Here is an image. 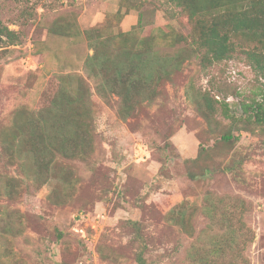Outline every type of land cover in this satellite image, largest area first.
<instances>
[{
	"label": "rangeland",
	"instance_id": "obj_1",
	"mask_svg": "<svg viewBox=\"0 0 264 264\" xmlns=\"http://www.w3.org/2000/svg\"><path fill=\"white\" fill-rule=\"evenodd\" d=\"M169 3L0 0V27L17 33L0 35V264H138L141 251L149 264H264V125L242 107L262 102L264 81L240 52L204 68L198 26ZM136 28L153 81L113 93L99 63L86 69V34ZM62 80L89 92L76 106L89 136L80 153L56 150L42 175L16 130ZM60 120L45 119L52 149Z\"/></svg>",
	"mask_w": 264,
	"mask_h": 264
},
{
	"label": "trees",
	"instance_id": "obj_2",
	"mask_svg": "<svg viewBox=\"0 0 264 264\" xmlns=\"http://www.w3.org/2000/svg\"><path fill=\"white\" fill-rule=\"evenodd\" d=\"M168 2L180 8L190 21L198 26V31L195 28L197 34L196 38H193L192 49L204 68L231 60L236 53L240 52L246 57L256 75L264 81V0H226L225 2L168 0ZM137 30L136 28L131 32L119 33L107 39L94 36L95 30L88 31L86 34L94 50V55L88 60L86 69L93 72L92 65L99 63L100 70L97 75L101 76L104 86L109 87L113 93H119L121 90L129 92L140 82L153 81L152 74L148 77L141 74L142 59L145 61L151 54V50L142 51L144 47H137L140 42ZM16 34L7 27H0V35L7 41L13 43L17 38ZM115 42H119V46H115ZM165 74L168 76L170 72H164ZM102 88L103 86H98V89ZM84 90L85 86L82 84L81 92L71 93L65 87V81H60V90L54 97L51 107L37 115H31L29 127L16 130L26 136L21 146L26 149L25 153L30 154L33 167L36 170H42L40 174L44 175L50 170L53 161L49 160V157L55 152L65 155L69 148H73L72 154L75 155L80 153L81 146L87 140L89 136L87 126L76 109L78 104H85V100L89 99V92ZM214 103H217L216 100L208 104L213 114L216 113ZM242 107L246 114L253 112L249 119L256 124L264 125V95L262 102L254 99L250 104H242ZM224 112H228V106L224 108ZM52 115H58L61 118L60 123H56L57 128L53 127L55 130L53 149L45 143L44 137L48 132V123L45 119ZM20 119L23 120V114H20ZM222 140L231 143L236 141V138L229 133L223 136ZM203 154H205L204 151L201 155ZM175 211L176 209L171 212L172 216L176 214ZM132 225L139 230L138 224ZM243 232L246 231L243 230ZM136 260L138 264H149L143 251L138 254ZM240 260L242 264H249L248 259L242 254Z\"/></svg>",
	"mask_w": 264,
	"mask_h": 264
},
{
	"label": "built area",
	"instance_id": "obj_3",
	"mask_svg": "<svg viewBox=\"0 0 264 264\" xmlns=\"http://www.w3.org/2000/svg\"><path fill=\"white\" fill-rule=\"evenodd\" d=\"M65 3H68L70 0H63ZM72 1H76V0H72Z\"/></svg>",
	"mask_w": 264,
	"mask_h": 264
}]
</instances>
